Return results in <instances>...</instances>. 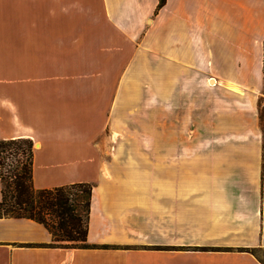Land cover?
Here are the masks:
<instances>
[{
  "label": "crops",
  "instance_id": "1",
  "mask_svg": "<svg viewBox=\"0 0 264 264\" xmlns=\"http://www.w3.org/2000/svg\"><path fill=\"white\" fill-rule=\"evenodd\" d=\"M158 3L0 0V139L93 184L90 246L5 216L0 264H264V0Z\"/></svg>",
  "mask_w": 264,
  "mask_h": 264
},
{
  "label": "trees",
  "instance_id": "2",
  "mask_svg": "<svg viewBox=\"0 0 264 264\" xmlns=\"http://www.w3.org/2000/svg\"><path fill=\"white\" fill-rule=\"evenodd\" d=\"M165 3L159 0L158 9ZM34 144L31 138L0 139V217L30 218L42 223L52 234V246H90L87 235L93 184L35 188ZM249 251L256 255L257 248Z\"/></svg>",
  "mask_w": 264,
  "mask_h": 264
},
{
  "label": "rangeland",
  "instance_id": "3",
  "mask_svg": "<svg viewBox=\"0 0 264 264\" xmlns=\"http://www.w3.org/2000/svg\"><path fill=\"white\" fill-rule=\"evenodd\" d=\"M258 106H259L258 107L259 108V123L261 127L263 128L264 126V99L263 97H260ZM201 126H202V123L199 124V129L195 130V133H194L195 143H202L203 139L212 141V137L210 138V134L203 133V131L201 130ZM183 139L184 138H180V141H183ZM256 255L260 259H262V261H264V248H257Z\"/></svg>",
  "mask_w": 264,
  "mask_h": 264
}]
</instances>
